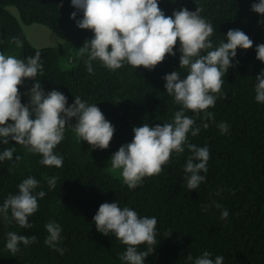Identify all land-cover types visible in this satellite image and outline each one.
I'll return each mask as SVG.
<instances>
[{"label": "trees", "instance_id": "16d2710c", "mask_svg": "<svg viewBox=\"0 0 264 264\" xmlns=\"http://www.w3.org/2000/svg\"><path fill=\"white\" fill-rule=\"evenodd\" d=\"M255 2L258 0H159L167 16L180 8L192 12L200 9L201 17L214 28L210 37L214 46L225 40L230 29L242 30L253 41L251 49H237L233 67L222 77L221 94L214 107L206 110L214 114V119H204L203 113L195 117L185 112L200 128L195 137L188 134V142L207 146L210 151L207 172L201 173L205 181L189 190L184 172L191 155L187 147L182 154L173 153L158 175L145 177L135 188L130 189L107 171L113 170L112 155L132 141L133 127L171 123L180 110L174 97L166 93L163 80L173 71H179L181 78L188 73L186 68L179 69V41L174 48L176 55L166 56L152 71L135 69L127 63L113 71L94 60L89 73V57L81 56L78 49L93 33L78 29L70 19L75 11L71 0H62L63 7H58L61 0H0V52L22 60L40 52L43 74L38 73L35 82L45 92L57 90L64 94L67 106L77 96L90 105L97 104L115 128L106 150H92L71 128H66L64 139L54 149L63 157L59 168L42 165L41 155L14 141L0 143V152L15 148L13 160L0 161V206L9 194L18 193V185L29 177L38 181L34 194L46 193L38 198V211L29 217L31 229L0 216V264H123L119 257L127 246L112 234L98 232L93 222L105 202H117L141 217L157 219V244L152 246L145 264H194L205 251L213 259L223 256L224 264H264V103L255 99V78L264 70L255 51L257 45L264 44V24L258 23L264 17L251 11ZM9 7L17 9L19 21L7 10ZM77 19H82V14ZM20 24L42 25L63 44L34 48ZM17 40L22 46H17ZM33 83L25 80L19 87L24 105L30 102L26 93ZM221 122L229 125L227 134H221ZM70 123L75 124V118ZM52 177L57 183L49 188ZM224 210L229 216L221 219ZM50 221L62 228L58 245L62 254L44 243L48 235L45 225ZM8 232L35 235L37 241L28 246L21 244L20 251L13 254L6 248ZM138 250L148 251V246L141 245Z\"/></svg>", "mask_w": 264, "mask_h": 264}, {"label": "clouds", "instance_id": "9594fccd", "mask_svg": "<svg viewBox=\"0 0 264 264\" xmlns=\"http://www.w3.org/2000/svg\"><path fill=\"white\" fill-rule=\"evenodd\" d=\"M58 7H63L62 0ZM71 7L75 11L70 14V19L75 21L76 27L93 33L92 38L85 40L78 49L81 56L87 54L89 57L86 61L89 73L93 71L91 62L94 60L101 61L113 71L125 63L135 69L143 67L152 71L166 56L176 55L174 48L179 41V69L186 68L188 73L181 78L179 71H173L163 80L166 93L174 97L175 103L181 106L180 110L175 112L171 123L155 126L144 123L133 127L132 141L122 145L110 162L113 169L121 170L124 183L131 189L145 177L158 175L173 153L182 154L187 147L191 155L184 167L186 186L189 190L197 189L206 179L201 173L207 172L210 151L207 146L199 147L188 142V134L195 137L200 128L185 112L190 111L195 117L203 113L204 119H214V114L206 110L214 107L221 94L222 77L233 67L237 49L247 51L253 47V41L242 30L230 29L225 40L214 46L210 39L214 28L201 17L200 9L192 12L180 8L167 16L159 7V0H71ZM251 11L264 17V0L253 3ZM81 14L82 19H77ZM258 23L264 24V19ZM16 43L22 46L21 41ZM255 51L256 59L264 63V44L257 45ZM38 73L43 74L40 52L26 60L0 52V143L8 145L10 140L14 141L29 152L41 155L42 165L57 168L62 167L63 157L54 149L64 139L66 128H71L92 150L108 149L115 128L97 104L90 105L77 96L71 106H67L64 94L57 90L45 92L40 83L35 82ZM25 80L34 81L26 93L30 101L27 105L21 103L19 92ZM255 81V99L264 103V70ZM73 118L75 124L70 123ZM203 126L208 127L207 124ZM218 128L221 134L229 131L226 122L219 123ZM14 152V147L3 150L0 161L13 160ZM19 159V156L15 157L16 161ZM56 183V177L50 178L49 188L55 187ZM37 187L35 178L24 179L18 185V193L9 194L0 206V216L5 221H15L21 228L31 229L33 225L29 217L38 211V198L46 195L44 191L34 194ZM228 216L227 210L222 211L221 219ZM93 222L98 232L104 236L112 234L127 246L119 257L123 264H145L149 251L157 244V219L141 217L127 206L121 208L117 202L101 204ZM45 229L48 235L44 243L62 254L63 249L58 247L61 243L60 225L50 221ZM36 241L35 235L8 232L6 248L15 254L20 251L21 244L28 246ZM141 245H147L148 251H139ZM194 264H224V257L213 259L205 251Z\"/></svg>", "mask_w": 264, "mask_h": 264}, {"label": "rangeland", "instance_id": "374dc122", "mask_svg": "<svg viewBox=\"0 0 264 264\" xmlns=\"http://www.w3.org/2000/svg\"><path fill=\"white\" fill-rule=\"evenodd\" d=\"M7 10L10 12V14H12L19 21V14H18L17 9L13 7H9L7 8ZM20 25L29 43L34 48L40 49V48L57 47L63 44V40L60 37H58L54 32L50 31L48 28L42 25H39V24H32L28 26H25L23 24H20ZM107 171L109 174L123 181L121 170L113 169V170H107Z\"/></svg>", "mask_w": 264, "mask_h": 264}]
</instances>
